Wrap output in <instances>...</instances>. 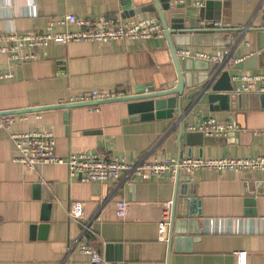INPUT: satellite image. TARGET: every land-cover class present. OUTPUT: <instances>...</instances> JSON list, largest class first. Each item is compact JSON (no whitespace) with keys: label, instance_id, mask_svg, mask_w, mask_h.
<instances>
[{"label":"crops","instance_id":"1","mask_svg":"<svg viewBox=\"0 0 264 264\" xmlns=\"http://www.w3.org/2000/svg\"><path fill=\"white\" fill-rule=\"evenodd\" d=\"M167 1L174 2L0 0V33L41 31L50 19L66 14L159 19L157 8ZM127 3L131 8L123 10ZM222 3L221 8L213 6L204 14L219 19V29L231 31V44L192 48L221 51L224 61L217 63L229 72L236 92L234 76L264 75L262 5L261 0ZM136 9L139 12H133ZM165 18L171 21L169 16ZM178 47L182 46H175V51ZM22 53H33L35 58L19 62L0 53V73H11L0 79V112L45 107L12 114L10 130L51 131L55 154L60 157L100 151L125 160L147 161L264 155V91H258L260 81H256L255 91L247 92L228 110H211L207 100L210 90L200 95L204 83H199L182 94L181 117L175 107L170 118L131 119L125 101L67 105L70 97L92 90H118L124 97L138 84L157 87L173 82L175 69L164 32L162 37L144 40L50 42L44 49L24 48ZM95 104L99 109L90 111ZM64 105L69 107H60ZM208 118L231 123L234 129L201 147L202 133L187 131V127ZM17 156L8 132L0 128V264H88V257L75 246L78 226L66 214L72 201L85 203L95 232L91 241L108 261L264 264V170L181 172L195 184L194 194L188 195L175 194L174 177L168 175L158 179L145 174L132 185L124 181L81 183L68 180L63 164L37 165L29 171L14 160ZM175 200L176 207L190 216L187 219L199 215L201 228L200 234H193L192 225L187 226L182 237L188 240L177 246L174 238L179 234L170 231ZM45 204L49 207L47 219L42 218Z\"/></svg>","mask_w":264,"mask_h":264},{"label":"built area","instance_id":"2","mask_svg":"<svg viewBox=\"0 0 264 264\" xmlns=\"http://www.w3.org/2000/svg\"><path fill=\"white\" fill-rule=\"evenodd\" d=\"M183 0H174L173 4ZM193 4L201 7L208 0H192ZM261 25L264 29V0H261ZM70 25L75 30L68 31ZM62 26L64 30L56 31L55 27ZM199 28L219 29L222 24L219 19H200ZM163 29L159 19L150 17L122 18L115 16L111 18H86L66 14L59 18L50 19L41 31H9L0 33V53L6 54L8 58L23 62L35 58L33 53H22V49H44L50 42L63 45L71 41L106 42L122 41L127 39H148L162 37ZM176 55L180 58L201 59L213 62L224 61L221 51L210 52L192 47H178ZM11 73H0V79L8 78ZM233 81L238 82L236 92L255 91L256 81L261 85L258 91H264L263 74H244L234 76ZM123 93L118 90H92L70 97L66 103H85L88 101H105L122 97ZM98 104L92 105L90 111H97ZM21 117L20 119H23ZM14 116L0 115V128L5 129L13 145L18 151L15 161L23 165L29 171H34L37 165L63 164L67 169L69 181L87 182H111L124 181L133 184L136 178L145 174L152 175L158 179L168 175L184 172L190 174L201 169L214 171H254L264 170V155L253 157H178V158H154L151 161L145 159L125 160L123 158L108 155L103 151L95 153H70L65 158L55 154V137L51 131L27 130L11 131ZM231 123L219 121L215 118L204 119L201 122L190 125L187 131L200 132L208 136H221L233 130ZM264 132V131H263ZM69 220L77 226L79 239L75 244L78 251L88 257V264H119L118 261H108L103 254L92 243L95 232L90 227L85 213V203L72 201L66 207Z\"/></svg>","mask_w":264,"mask_h":264},{"label":"water","instance_id":"3","mask_svg":"<svg viewBox=\"0 0 264 264\" xmlns=\"http://www.w3.org/2000/svg\"><path fill=\"white\" fill-rule=\"evenodd\" d=\"M222 0H208L203 6L197 7L192 0H183L182 2L172 4L167 1L164 6L157 8L162 29L168 44L173 67L175 69V78L173 82H163L160 86L154 87L150 84H138L134 86L133 93L124 97L100 101L97 103H108L116 101L127 102V108L131 114V119H152V118H170L173 109L177 108V114L181 117L183 112L180 109L181 96L185 90L204 83L200 95L210 90L207 94V100L210 102L211 110L234 109L238 99L247 95V92H234L230 83L229 72L223 70V65L217 62L201 59L178 58L175 52V46L185 47H207V46H229L231 44L229 29H206L198 28L200 19H211L214 16L205 15V10L213 6L221 8ZM123 10L130 9L129 3L125 4ZM135 10V9H134ZM132 13V11L130 10ZM133 12H139L138 9ZM165 16H169L171 21H167ZM217 18V17H216ZM244 65V63H243ZM199 95V96H200ZM249 95H254L249 93ZM261 95V94H260ZM262 95H264L262 93ZM214 102L217 105L212 106ZM82 103H71L69 106ZM69 106H60L62 108ZM45 107H34L23 111L0 112V115H11L29 111H40ZM181 130L183 128L181 127ZM215 136H201V147L215 143ZM250 173V172H249ZM195 184L190 181L188 175L177 172L174 177L175 194H194ZM49 212L48 205H43L42 218L47 219ZM197 217L187 216L185 210L176 207V200L171 211L170 231L172 234H179L174 238L176 246L179 242L186 241V227H191L193 234H200L201 228L198 225L199 215ZM171 235V234H170ZM172 238V237H171ZM190 240V239H189Z\"/></svg>","mask_w":264,"mask_h":264}]
</instances>
